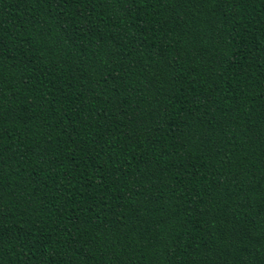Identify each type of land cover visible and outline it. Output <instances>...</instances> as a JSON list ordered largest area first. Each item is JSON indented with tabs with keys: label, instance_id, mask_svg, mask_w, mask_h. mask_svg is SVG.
I'll return each instance as SVG.
<instances>
[{
	"label": "trees",
	"instance_id": "obj_1",
	"mask_svg": "<svg viewBox=\"0 0 264 264\" xmlns=\"http://www.w3.org/2000/svg\"><path fill=\"white\" fill-rule=\"evenodd\" d=\"M0 264H264V0H0Z\"/></svg>",
	"mask_w": 264,
	"mask_h": 264
}]
</instances>
